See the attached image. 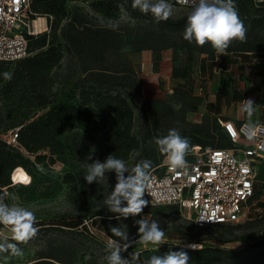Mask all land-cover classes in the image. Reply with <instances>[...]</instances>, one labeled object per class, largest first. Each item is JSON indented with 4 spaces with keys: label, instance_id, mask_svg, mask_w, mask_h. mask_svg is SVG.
<instances>
[{
    "label": "rangeland",
    "instance_id": "rangeland-1",
    "mask_svg": "<svg viewBox=\"0 0 264 264\" xmlns=\"http://www.w3.org/2000/svg\"><path fill=\"white\" fill-rule=\"evenodd\" d=\"M92 1L67 0L68 13L64 19L57 22L50 18L47 22L45 32L49 33L50 38H55L56 42L61 43L63 49V58L49 71L53 79L52 90L58 92L69 90L77 81L82 82L85 79L84 83L88 84L87 78H91L89 71L95 72L97 67L105 64L94 60L90 53L82 55L75 53L73 45L70 47L68 45L69 37L82 29L84 25L93 30L97 27L109 28L121 36L120 47L110 53L109 62L127 58L136 65L142 80V98L125 93L134 110L133 133L140 141L139 146L125 160L129 169L143 159L151 160L153 166L158 163L163 155L158 151L153 138L166 135L171 128L178 129L180 134L189 132L187 137L190 142L203 135L201 130L211 128L217 136L214 142H217L219 137L229 145V141L219 133V120L200 112L204 102L209 99L207 92L211 91L213 82L199 76V53L195 52L193 58L188 60L185 49L166 48L172 50V59L168 62L169 74L154 80L142 74L139 51L135 50L137 40L147 39V43H153L152 45L155 46L174 41L180 44L184 41L183 33L171 36L169 42L168 40L161 42L162 39L157 36L160 31L155 20L148 17H133L123 5H120L116 17L106 18L92 7ZM172 5V18H180L190 11V8ZM40 17L44 18L43 15ZM240 18L249 32L253 28L251 17L240 16ZM45 27L44 24L43 29ZM254 31L264 39V24L255 26ZM86 46L95 45L89 41L86 42ZM7 71L11 73V69ZM226 79H228L227 88L231 89V85H234L232 76L227 74ZM1 84L0 82V86ZM78 90L79 88H76V93ZM148 94H158V96L151 98ZM35 103L34 99H29L28 94L19 93L9 98H4L0 94V137L2 139L6 138L12 128L21 126L18 122L32 114ZM258 111L259 107L256 105L254 114ZM11 122L16 124L15 127L6 128ZM61 140L65 144V150L62 153L52 154L48 147L39 150L47 154V158L45 164H34V167L38 174L48 177L46 182L31 185L30 181H27L30 175L26 173V167H24L21 173L26 176V179L22 178L15 182L13 171V183L4 187L8 204L25 206L32 210L37 218L36 226L39 230L27 244L19 245L24 252L22 257L4 259V256L8 254H0V264H29L36 259L45 258L58 264H106L105 245L107 235L111 236L109 225L120 226L125 230L127 225L129 234L136 236L137 227H134L133 223L134 219L139 217H129L126 220L122 218L119 221L109 219L114 214L105 208L104 199L115 184L114 173L106 174L103 180L91 185L87 182L84 185L78 183L80 177L84 178L87 162H92H85L90 150H93V159H97V146L87 140L82 130L78 128L62 134ZM28 156L31 161L34 160V155ZM38 166H42L44 171L38 170ZM69 173L76 176L74 182L67 181L66 175ZM259 178L260 183L264 182V162ZM258 197L264 201V188ZM256 200V198L252 200L241 221L214 226L197 225L194 216H190L188 210L179 204H149L144 209L143 215L149 214L151 219L160 223L165 230V243L158 249L155 245L145 248L135 244L123 252L122 256L130 258V253L138 254L137 264H145L152 255L163 256L169 250L178 251L187 248L185 246L189 244H197L199 248L203 246L202 243H224L227 246H236L243 241L245 234L264 232V208L256 205ZM0 231L6 235L9 234L6 229H0ZM188 264L210 263L205 260H194L190 256ZM214 264L232 263L215 261Z\"/></svg>",
    "mask_w": 264,
    "mask_h": 264
},
{
    "label": "trees",
    "instance_id": "trees-1",
    "mask_svg": "<svg viewBox=\"0 0 264 264\" xmlns=\"http://www.w3.org/2000/svg\"><path fill=\"white\" fill-rule=\"evenodd\" d=\"M66 2L67 0H31L32 18L43 15L47 20L53 18L57 22L61 21L68 13ZM169 2L175 4L174 0ZM235 2L240 16L251 17L253 28L247 32L246 42H232L226 56L218 57L210 44L200 47L194 42L189 43L185 40L180 44L174 41L155 46L152 45L153 43H147V39L139 38L135 50L140 52L144 49H152L155 59H159L161 51L166 48L185 49L188 60L193 58L195 52L200 55L205 54L200 61L201 67L204 58L211 61L212 65L215 61H221L223 68L233 63L237 58L236 55L251 53L257 58H264V39L254 31L255 26L264 24V0H235ZM91 5L106 18L116 17L120 5H123L133 17H148L154 20L150 14L145 15L138 9H133L132 0H93ZM186 17L187 15L180 18L171 17L168 21L156 22L160 31L157 36L162 39L161 42L167 40L169 42L171 36L181 35L186 27ZM56 41L45 31L39 35H29L28 56L16 61L0 60V74L8 69H11L12 73L10 81L4 80L0 75L2 83L0 94L4 98H9L24 93L29 95V99L36 101L32 114L18 122L21 124L19 147L8 144L0 137V196L2 197H6L4 187L13 183L12 173L18 167L14 173L15 182L22 179V175L20 177L18 174L24 167L30 175L27 181H30L31 185L46 182L48 177L38 174L34 167V164H45L47 158V154L39 150L48 147L52 154L62 153L65 144L61 136L73 128L82 130L86 139L97 146V159L102 162L110 154L126 160L139 146L140 141L133 133L134 110L126 94L143 97L141 77L136 65L127 58L109 62L110 53L120 47V34L109 28L97 27L93 30L84 25L82 29L71 35L68 45L69 47L73 45L75 53L80 55L90 53L94 60L105 64L97 67L95 72L89 71L91 78H87L88 84L84 83L86 79L82 82L77 81L69 90L60 92L52 90L53 79L49 74V71L63 58L62 44ZM89 41L95 46H86V42ZM220 63L216 62L215 66L219 67ZM76 88H79L77 93ZM15 125L11 122L6 128ZM201 131L203 135L191 141V146L195 144L216 148L232 146L221 126L219 133L229 141V145L219 137L217 142H214L217 136L211 128ZM188 133L185 131L181 135L187 137ZM28 155H34V160L31 161ZM262 166L263 163L260 165L258 178ZM66 178L69 182L76 180V176L72 173L67 174ZM85 182L82 177L78 179V183L82 185ZM262 183L257 186L254 198L257 199L255 204L264 208V201L258 197L264 188ZM63 222L65 224V221ZM75 223L79 224V222ZM202 244L201 248L195 250L183 249L189 252L192 259L205 260L210 264H214L215 261H228L232 264H264V232L247 233L243 241L236 246H227L224 243ZM29 264L58 263L45 258L36 259Z\"/></svg>",
    "mask_w": 264,
    "mask_h": 264
},
{
    "label": "clouds",
    "instance_id": "clouds-1",
    "mask_svg": "<svg viewBox=\"0 0 264 264\" xmlns=\"http://www.w3.org/2000/svg\"><path fill=\"white\" fill-rule=\"evenodd\" d=\"M190 8L186 17V27L183 32V39L189 43L203 47L210 44L217 56H226L227 49L233 41L246 42L247 28L241 20L235 0H179ZM132 8L138 9L141 13L150 14L159 23L168 21L173 15V5L169 0H132ZM4 80L10 81L12 73L5 71L2 74ZM256 103L253 99L242 100L239 105V112L245 114L247 123L243 131L247 139L253 141L256 137V130L259 127L252 120L256 111ZM231 127V126H230ZM153 142L158 151L164 156V164L175 176H187L189 164L186 159L190 151V140L180 134L176 128L168 130L167 134L161 137H154ZM93 150L85 158L87 162L84 180L89 184L98 183L108 173L115 174V184L111 187L109 195L104 199L107 210L114 214L109 219L121 220L129 217L134 219L133 226L137 227L136 236H131L127 225H109L111 236H108L104 257L106 264H137L138 254L130 253V258L122 256L130 247L140 244L147 248L149 245L157 246L165 243V230L160 223L148 215H143L144 209L158 199L153 189L156 177L153 175V162L143 159L135 163L129 169L125 160L110 154L104 162L93 159ZM38 170L44 171L42 166ZM152 197L151 200L145 195ZM100 219V217H97ZM37 218L35 213L28 207L5 202L0 196V229H6L8 235L0 231V254H8L9 257H22L24 255L20 244H27L38 233ZM138 237V238H136ZM14 241V242H12ZM185 247L198 249L199 245L189 244ZM190 256L187 251L169 250L163 256L152 255L145 264H188Z\"/></svg>",
    "mask_w": 264,
    "mask_h": 264
},
{
    "label": "built area",
    "instance_id": "built-area-1",
    "mask_svg": "<svg viewBox=\"0 0 264 264\" xmlns=\"http://www.w3.org/2000/svg\"><path fill=\"white\" fill-rule=\"evenodd\" d=\"M174 2L189 8L179 0ZM32 14L31 0H0V60L16 61L28 56L29 35L47 30V17L44 16L46 27L37 32L35 20L40 16L34 19ZM218 120L231 147L192 145L186 156L187 176L177 177L170 172L163 162L164 156L153 167L156 177L153 189L158 199L152 204H179L200 226L241 221L261 184L258 174L264 162V123L255 122L259 126L256 137L249 141L243 131L247 121ZM19 130L20 127L13 128L4 140L19 147ZM145 198L152 199L147 194Z\"/></svg>",
    "mask_w": 264,
    "mask_h": 264
},
{
    "label": "crops",
    "instance_id": "crops-1",
    "mask_svg": "<svg viewBox=\"0 0 264 264\" xmlns=\"http://www.w3.org/2000/svg\"><path fill=\"white\" fill-rule=\"evenodd\" d=\"M171 53V49H164L161 51L159 59H155L152 49L140 51L139 60L141 61L142 74L149 76L152 80L168 75L170 69L168 62L172 59ZM204 56L205 54L200 55L198 73L202 79L211 80L213 87L210 89L211 91L207 92L209 99L204 102L200 112L217 119H231L235 122L247 121L246 115L239 112V105L242 100L251 98L259 107L258 113L253 115L252 120L264 123V58H257L255 54L251 53L236 55V60L226 68L222 67L221 61H215L212 65L211 61L204 58L201 67L200 61ZM216 62L220 63L219 67L215 66ZM227 74L232 76V83H234L231 85V89H228L226 85L228 84ZM153 90L155 91L154 88ZM148 95L151 98L158 96V94ZM4 191L6 193L5 189ZM4 200L8 203L7 193Z\"/></svg>",
    "mask_w": 264,
    "mask_h": 264
},
{
    "label": "bare ground",
    "instance_id": "bare-ground-1",
    "mask_svg": "<svg viewBox=\"0 0 264 264\" xmlns=\"http://www.w3.org/2000/svg\"><path fill=\"white\" fill-rule=\"evenodd\" d=\"M45 24V19L43 17H38L35 20V30L37 32H40L41 30H43Z\"/></svg>",
    "mask_w": 264,
    "mask_h": 264
},
{
    "label": "water",
    "instance_id": "water-1",
    "mask_svg": "<svg viewBox=\"0 0 264 264\" xmlns=\"http://www.w3.org/2000/svg\"><path fill=\"white\" fill-rule=\"evenodd\" d=\"M22 173H19L18 176L21 177ZM23 176V175H22ZM29 177V176H28ZM22 178L26 179V176H23Z\"/></svg>",
    "mask_w": 264,
    "mask_h": 264
}]
</instances>
